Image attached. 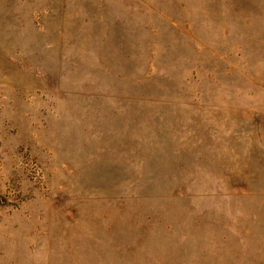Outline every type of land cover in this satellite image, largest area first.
Returning <instances> with one entry per match:
<instances>
[{"label":"rangeland","instance_id":"rangeland-1","mask_svg":"<svg viewBox=\"0 0 264 264\" xmlns=\"http://www.w3.org/2000/svg\"><path fill=\"white\" fill-rule=\"evenodd\" d=\"M0 264H264V0H0Z\"/></svg>","mask_w":264,"mask_h":264}]
</instances>
